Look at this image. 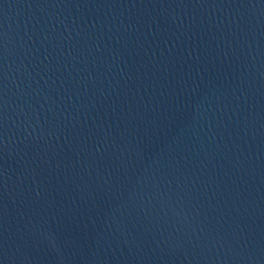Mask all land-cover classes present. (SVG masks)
I'll list each match as a JSON object with an SVG mask.
<instances>
[{"label":"water","instance_id":"obj_1","mask_svg":"<svg viewBox=\"0 0 264 264\" xmlns=\"http://www.w3.org/2000/svg\"><path fill=\"white\" fill-rule=\"evenodd\" d=\"M0 264H264V0H0Z\"/></svg>","mask_w":264,"mask_h":264}]
</instances>
